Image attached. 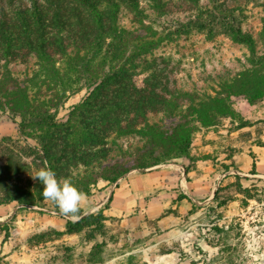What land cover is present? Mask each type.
<instances>
[{
  "label": "rangeland",
  "instance_id": "374dc122",
  "mask_svg": "<svg viewBox=\"0 0 264 264\" xmlns=\"http://www.w3.org/2000/svg\"><path fill=\"white\" fill-rule=\"evenodd\" d=\"M12 6H31V1L0 0V14L2 10L13 14ZM118 24L128 33L126 55L118 56L115 49L121 46L108 44L109 39L101 53L89 57L100 62L108 55L113 67L128 59L133 63L131 78L138 86L153 77L173 93L214 95L221 80L234 77L249 68L250 60L264 56V0H138V11L122 6ZM64 46L67 56L51 51L60 69L76 52L71 41L65 40ZM137 46L142 48L134 51ZM23 52L8 64L11 75L22 84L38 86L45 110L56 115L58 122H67L96 87L92 77L79 81L74 92L51 97L39 85L43 74L37 59L28 50ZM108 69L106 63L105 73ZM105 73L100 69L93 78L100 82ZM36 74L41 77L35 79ZM162 90L157 92L170 99ZM36 93L31 89L32 95ZM148 118L167 128L179 122L160 111L149 113ZM0 120L11 121L16 130L0 137V146L13 150L14 160L23 166L20 177L24 182L39 184L31 176L46 165L29 150L41 153L40 142L20 134L21 117L6 106L0 107ZM237 120L242 123L241 118ZM121 125L125 127L126 122ZM202 132L194 135L189 157L144 170L135 169V161L145 141L134 135L116 137L112 132L110 143L115 144L106 158L97 159L88 170L80 164L72 170L74 175L90 173L97 181L75 216L61 214L47 199L27 207L16 202L21 206L19 214L0 225V264H264V177L254 175V169L241 174L235 163H225L207 187L189 184L193 175L188 173L202 159L192 151L201 144ZM4 160L0 151V167ZM179 162L181 180L168 177L157 183V190L166 192L161 201L147 198L141 207L125 209L123 217L110 215L116 182L100 177L103 168L145 175ZM227 172L232 174L218 182ZM152 196L156 198L155 193Z\"/></svg>",
  "mask_w": 264,
  "mask_h": 264
},
{
  "label": "trees",
  "instance_id": "16d2710c",
  "mask_svg": "<svg viewBox=\"0 0 264 264\" xmlns=\"http://www.w3.org/2000/svg\"><path fill=\"white\" fill-rule=\"evenodd\" d=\"M30 1L31 6H12L13 14L5 10L0 14V62L4 60L0 65V107L6 106L11 113L21 117L22 136L40 142L41 153L36 148L29 153L33 152L51 168L58 180H70L85 194L96 186L97 181L90 173L74 175L72 170L78 164L88 170L97 159L106 158L110 145L115 144L110 143L112 132L116 137L134 135L145 141L144 149L135 161V169L144 170L172 159L189 157L197 132L218 126L225 118L240 119L232 98L244 97L251 105L264 101V56L250 60L249 68L234 77L221 80L214 95L173 93L153 77L138 86L131 78L133 63L128 59L113 67L108 62V55L100 62L90 58L89 54L101 53L102 44H107L109 39L108 44L121 46L115 49L118 56L126 55L128 33L119 27V14L123 5L138 11V0ZM65 40L74 44L76 52L60 69L55 66L51 51L54 49L67 56ZM141 48L137 46L134 51ZM24 50L37 59L43 74L39 85L50 91L51 97L59 92L62 96L74 92L79 81L92 77L96 87L82 104L75 107L67 122H58L56 115L45 110L38 86H30L29 82L22 84L11 75L8 64ZM106 63L109 69L105 73ZM100 69L105 74L98 82V78L93 77ZM40 77L39 74L34 76L35 79ZM161 87L170 99L157 92ZM31 89H36L37 93L32 95ZM157 111L169 118H179V122L169 128L150 123L148 114ZM122 121L126 122L125 127H122ZM240 124L245 125V122L242 120ZM25 125L29 126V131L25 130ZM0 148L5 155V162L0 167V205L17 202L27 207L45 200L40 183L30 186L31 183L20 177L23 166L14 160L13 150ZM253 169L256 175V169ZM128 173L109 167L102 169L100 177L115 183ZM24 183L28 185L23 186ZM248 199L255 198L250 196ZM214 200L218 201V193Z\"/></svg>",
  "mask_w": 264,
  "mask_h": 264
},
{
  "label": "crops",
  "instance_id": "0c3cea01",
  "mask_svg": "<svg viewBox=\"0 0 264 264\" xmlns=\"http://www.w3.org/2000/svg\"><path fill=\"white\" fill-rule=\"evenodd\" d=\"M233 107L245 125H241L238 120L225 118L220 125L203 129L201 144L192 148L193 155L201 154L202 159L196 160L194 167L188 173L193 175L191 176L193 181L189 184L201 183L207 187L216 177L218 168L225 163H235L241 174H247L255 168L257 176L264 177V101L251 105L246 99L239 97L234 98ZM15 131L11 121L0 120V137L10 136ZM180 168H183V165L179 162L165 165L164 170H156L150 174L129 173L123 176L115 183L111 192V203L108 209L110 215L123 217L127 215L125 209L139 208L147 202V198L150 202L152 199L161 201L166 192L157 190V183L165 181L168 177L181 180ZM231 174L232 172L225 173L219 177L218 182ZM153 193L156 198L151 197ZM122 201L123 207H121ZM20 209L21 206H18L16 202L0 205V225L14 219Z\"/></svg>",
  "mask_w": 264,
  "mask_h": 264
},
{
  "label": "clouds",
  "instance_id": "9594fccd",
  "mask_svg": "<svg viewBox=\"0 0 264 264\" xmlns=\"http://www.w3.org/2000/svg\"><path fill=\"white\" fill-rule=\"evenodd\" d=\"M31 177L39 181L42 185V196L53 201L61 214L75 216L80 211L86 195L70 180H58L56 173L47 166L37 170Z\"/></svg>",
  "mask_w": 264,
  "mask_h": 264
}]
</instances>
